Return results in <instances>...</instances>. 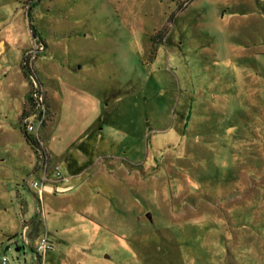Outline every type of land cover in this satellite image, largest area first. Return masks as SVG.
<instances>
[{
  "label": "rangeland",
  "instance_id": "obj_1",
  "mask_svg": "<svg viewBox=\"0 0 264 264\" xmlns=\"http://www.w3.org/2000/svg\"><path fill=\"white\" fill-rule=\"evenodd\" d=\"M2 255L264 264V0H0Z\"/></svg>",
  "mask_w": 264,
  "mask_h": 264
},
{
  "label": "built area",
  "instance_id": "obj_2",
  "mask_svg": "<svg viewBox=\"0 0 264 264\" xmlns=\"http://www.w3.org/2000/svg\"><path fill=\"white\" fill-rule=\"evenodd\" d=\"M35 101L37 102L38 107L42 108V111L45 110L46 108V103L45 101H43V97L39 96L38 99L35 98ZM34 116V114H29V117ZM41 118V119H40ZM44 121V117H39L37 120V123H42ZM24 129H25V133L30 134L32 133L31 137L34 141L37 142V144L40 143V137L38 135V125H34L33 123H31L30 121H27L26 124H24ZM34 132H36V134H33ZM45 159V168L47 169V157L46 155H44L43 157ZM47 179L46 173L44 174L43 180L45 181ZM52 248V243L48 238L47 232L44 233L39 239L38 242L36 243V245L34 246V251L37 255L43 256L47 250ZM9 263V259L6 255H2L0 257V264H8Z\"/></svg>",
  "mask_w": 264,
  "mask_h": 264
},
{
  "label": "trees",
  "instance_id": "obj_3",
  "mask_svg": "<svg viewBox=\"0 0 264 264\" xmlns=\"http://www.w3.org/2000/svg\"><path fill=\"white\" fill-rule=\"evenodd\" d=\"M27 55H24V60H23V69H24V72L27 74H29L30 73V69H29V67H28V64H27ZM29 97H30V95H29ZM31 98V97H30ZM32 99V98H31ZM26 138H27V140H30V141H32L33 143H35V141H33V139H32V137L29 135V134H26ZM37 144V143H36Z\"/></svg>",
  "mask_w": 264,
  "mask_h": 264
}]
</instances>
